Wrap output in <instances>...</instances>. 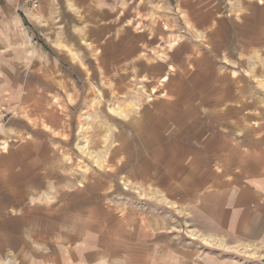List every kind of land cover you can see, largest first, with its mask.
I'll list each match as a JSON object with an SVG mask.
<instances>
[{
  "label": "crops",
  "instance_id": "crops-1",
  "mask_svg": "<svg viewBox=\"0 0 264 264\" xmlns=\"http://www.w3.org/2000/svg\"><path fill=\"white\" fill-rule=\"evenodd\" d=\"M1 40L0 264H264V0H0Z\"/></svg>",
  "mask_w": 264,
  "mask_h": 264
},
{
  "label": "rangeland",
  "instance_id": "rangeland-1",
  "mask_svg": "<svg viewBox=\"0 0 264 264\" xmlns=\"http://www.w3.org/2000/svg\"><path fill=\"white\" fill-rule=\"evenodd\" d=\"M27 31L29 32L28 29ZM24 36H26L25 33ZM8 51L9 48L2 41L0 43V106L24 99L26 97L24 87L31 85L32 81L33 85L35 81H40L39 79L33 80L30 78L34 73L31 70L35 71V68L40 66L39 62L35 63L36 61L31 60L25 63L22 59L14 62L9 58ZM4 116H0V122L5 118ZM120 125L122 126V124ZM122 127L124 129V125ZM114 128L118 130L120 128L119 124H114Z\"/></svg>",
  "mask_w": 264,
  "mask_h": 264
},
{
  "label": "built area",
  "instance_id": "built-area-1",
  "mask_svg": "<svg viewBox=\"0 0 264 264\" xmlns=\"http://www.w3.org/2000/svg\"><path fill=\"white\" fill-rule=\"evenodd\" d=\"M1 1H6V0H1Z\"/></svg>",
  "mask_w": 264,
  "mask_h": 264
}]
</instances>
